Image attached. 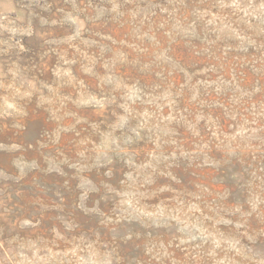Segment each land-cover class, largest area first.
<instances>
[{
  "label": "rangeland",
  "instance_id": "obj_1",
  "mask_svg": "<svg viewBox=\"0 0 264 264\" xmlns=\"http://www.w3.org/2000/svg\"><path fill=\"white\" fill-rule=\"evenodd\" d=\"M0 264H264V0H0Z\"/></svg>",
  "mask_w": 264,
  "mask_h": 264
}]
</instances>
